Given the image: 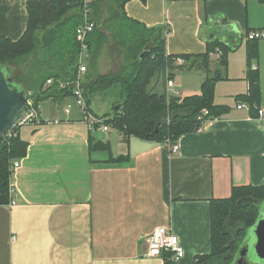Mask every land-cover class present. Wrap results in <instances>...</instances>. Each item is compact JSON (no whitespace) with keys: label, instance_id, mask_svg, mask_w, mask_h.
<instances>
[{"label":"crops","instance_id":"crops-1","mask_svg":"<svg viewBox=\"0 0 264 264\" xmlns=\"http://www.w3.org/2000/svg\"><path fill=\"white\" fill-rule=\"evenodd\" d=\"M26 1L0 0V36L21 37ZM124 11L162 27L166 54L175 59L203 54L211 41L227 46L225 79L216 82L213 101L228 112L181 134L172 152L166 141L124 138L117 129L113 136L111 125L89 131L72 97L44 100L41 123L19 129L27 147L10 171L14 205H0V264H164L144 255L145 237L159 226L184 249L176 264H193L210 250V201L229 197L233 186L264 184V38L253 40L255 59L246 54L247 32L264 31V2L129 0ZM217 50L209 54L210 73L220 69ZM250 64L260 88L253 109L236 99L248 92ZM167 71L177 96L200 94L204 71Z\"/></svg>","mask_w":264,"mask_h":264},{"label":"trees","instance_id":"trees-1","mask_svg":"<svg viewBox=\"0 0 264 264\" xmlns=\"http://www.w3.org/2000/svg\"><path fill=\"white\" fill-rule=\"evenodd\" d=\"M128 1L27 0L28 21L21 37L13 41L0 36V66L18 64L22 60L28 62L22 73L16 75L15 82L29 91L28 99L35 106L46 99L62 101L71 97L72 89L68 84L76 76L82 52L75 30L85 19L92 21L95 28L85 40L88 55L93 46L110 44L122 55V64L117 71L104 74L95 75L87 70L82 84L86 106L90 109L95 95L103 98L112 95L119 107L101 116L106 125L117 129L124 138L168 140L173 144L181 134L197 130L204 120L228 112L226 105H216L213 101L216 82L225 79L221 69L226 68L228 48L219 41H211L205 53L182 55L184 62L177 65L175 57L166 54L164 29L147 27L128 17L124 11ZM109 2L107 16H102ZM145 49L147 54L140 58ZM217 49L220 69L210 73L209 54ZM257 52L256 41H249L247 59H255ZM181 68L204 71L200 94L167 98L164 88L157 87L159 83L164 87L166 69L172 72ZM246 77L248 92L236 99L247 102L253 109L258 104L260 88L258 71L251 64ZM49 79L51 83L47 85ZM204 109L207 114L201 116ZM19 129L13 127L0 140V205L9 202L11 164L26 154L27 144L20 138ZM263 202L264 184L233 186L229 197L212 199L210 250L197 255L193 264H230L240 239L254 224Z\"/></svg>","mask_w":264,"mask_h":264},{"label":"built area","instance_id":"built-area-1","mask_svg":"<svg viewBox=\"0 0 264 264\" xmlns=\"http://www.w3.org/2000/svg\"><path fill=\"white\" fill-rule=\"evenodd\" d=\"M90 1V0H85ZM85 13V12H84ZM87 14V13H86ZM95 28V23L89 20L84 21V23L80 24L76 30H75V37L76 40L81 45L82 52L79 56V65L77 69V73L75 78L68 84L71 86L72 89V99L77 105L82 113L83 121L87 124L89 131H94L95 129L106 131L108 129V125H106L103 122V119L99 116L94 115L86 106L85 104V98L83 95V76L86 73L87 67L85 64V60L88 56L87 47L85 44V40L88 37V35L93 31ZM246 38L249 40H258L264 38V31L263 30H250L246 34ZM83 51L86 53L83 54ZM218 53H220L219 50H217ZM85 57V58H84ZM175 62L178 64L183 63V59L180 57H177L175 59ZM252 68L255 69L254 65H252ZM165 85H164V91L166 93L167 98L170 96H177V91L174 86V82L172 78L170 77L167 69L164 76ZM51 80H47L46 84H50ZM66 84H63L62 86H65ZM38 110L39 105L35 106L33 104V101L30 99H27V104L22 112L21 116L18 118L17 122L15 123L14 127L21 128L25 125L35 124L38 125L41 123L40 117L38 116ZM65 112L69 111V105H66L64 108ZM258 115L263 114V109L257 108ZM207 111L204 109L202 111V115H206ZM47 121V120H45ZM207 120H204L202 123L204 124ZM200 127L197 128L199 130ZM9 132V131H8ZM7 134V133H6ZM5 134V135H6ZM168 144L169 141H166ZM179 149V146L175 143L170 144V150L172 152H175ZM19 167V161L15 160L10 166L11 169H16ZM11 187V186H10ZM9 205H14V202H9ZM144 255L147 257H158L161 258L164 262V264H176L178 261H180L184 256V249L180 244L179 238L177 235L171 233L168 228L164 226L157 227L150 235L145 237V248H144Z\"/></svg>","mask_w":264,"mask_h":264},{"label":"water","instance_id":"water-1","mask_svg":"<svg viewBox=\"0 0 264 264\" xmlns=\"http://www.w3.org/2000/svg\"><path fill=\"white\" fill-rule=\"evenodd\" d=\"M148 50L145 49L140 54L143 58ZM29 91L22 85L16 83L10 76L7 66H0V140L10 131L18 118L24 111ZM119 105H117L118 107ZM116 107V108H117ZM264 203V202H263ZM264 208H260L254 224L246 230L245 236L240 239L233 260L230 264H249L247 261V253L249 251L247 237L251 230L253 239V251L255 256L264 262Z\"/></svg>","mask_w":264,"mask_h":264},{"label":"rangeland","instance_id":"rangeland-1","mask_svg":"<svg viewBox=\"0 0 264 264\" xmlns=\"http://www.w3.org/2000/svg\"><path fill=\"white\" fill-rule=\"evenodd\" d=\"M105 1H109V0H105ZM110 7H111V2L106 4L105 6L106 9L104 10L103 14L101 12V15L107 16V9H110ZM85 53L86 52L83 51V54ZM121 57L122 55L120 54L119 56V51L117 50L115 46L110 45V44L107 45L106 43L105 44L101 43V44H97L92 47L91 52H89V55L87 56L85 60V64H86L87 70H89V73L92 72L95 75L107 73V72H114V71H117L122 64ZM27 63L28 62L24 60L18 62V64L7 63L9 74L11 77H13L14 81L16 79V75H19L20 73H22L21 71H23ZM175 75H178V73H175L174 76ZM153 83H154V80L152 81V84ZM162 88H163V84L159 83L158 89L161 90ZM101 96L102 95L93 96L90 106L94 112L99 114V116L101 115L105 116L107 114L109 115L117 107V105H119L118 101L112 95H106L107 97L105 96L104 98ZM104 100H106L108 104H106ZM41 105L42 107L47 106L45 101L41 102L40 106ZM111 133H113V136H115L116 129L112 127ZM263 208H264V203L261 204V209L263 210ZM248 235L249 236L247 237V239L249 240L248 241L249 251L247 253V261L249 262V264H264V262H261L254 254V251H253L254 236L252 235L251 230H249Z\"/></svg>","mask_w":264,"mask_h":264}]
</instances>
